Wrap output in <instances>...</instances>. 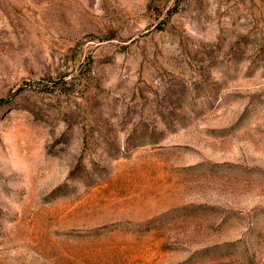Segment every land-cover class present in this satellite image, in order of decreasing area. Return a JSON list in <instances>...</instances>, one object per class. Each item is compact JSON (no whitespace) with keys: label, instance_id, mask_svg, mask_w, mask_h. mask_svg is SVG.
Listing matches in <instances>:
<instances>
[{"label":"rangeland","instance_id":"374dc122","mask_svg":"<svg viewBox=\"0 0 264 264\" xmlns=\"http://www.w3.org/2000/svg\"><path fill=\"white\" fill-rule=\"evenodd\" d=\"M0 264H264V0H0Z\"/></svg>","mask_w":264,"mask_h":264}]
</instances>
